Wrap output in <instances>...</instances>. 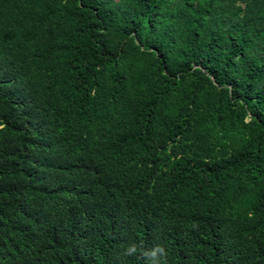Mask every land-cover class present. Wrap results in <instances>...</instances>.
<instances>
[{"label":"trees","instance_id":"obj_1","mask_svg":"<svg viewBox=\"0 0 264 264\" xmlns=\"http://www.w3.org/2000/svg\"><path fill=\"white\" fill-rule=\"evenodd\" d=\"M0 264H264V0H0Z\"/></svg>","mask_w":264,"mask_h":264},{"label":"clouds","instance_id":"obj_2","mask_svg":"<svg viewBox=\"0 0 264 264\" xmlns=\"http://www.w3.org/2000/svg\"><path fill=\"white\" fill-rule=\"evenodd\" d=\"M136 252H137L136 245H130L128 248L125 249V255H128V256L135 255ZM163 253H164L163 247L158 245L156 248H154L152 250V252L150 253V255L153 258H157L159 255H163Z\"/></svg>","mask_w":264,"mask_h":264}]
</instances>
